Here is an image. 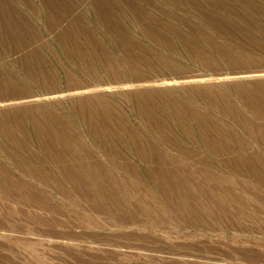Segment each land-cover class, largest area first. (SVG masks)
I'll return each instance as SVG.
<instances>
[{"label": "bare ground", "instance_id": "obj_1", "mask_svg": "<svg viewBox=\"0 0 264 264\" xmlns=\"http://www.w3.org/2000/svg\"><path fill=\"white\" fill-rule=\"evenodd\" d=\"M95 2L98 4L99 1ZM104 2L96 5L98 21L103 24L105 31L117 40L131 66L136 61L134 70H139L140 62H145L148 68H151L154 62L163 63L169 68L172 60L178 59L179 56L184 57L183 55L192 60L209 63L211 67L208 69L212 74L224 71L216 65L217 62L232 64L237 61L264 60V0ZM117 4L124 5L118 8ZM124 8L129 9V13L134 17L132 23L135 19L139 31H142L147 41L153 45L145 46L138 39L128 35L126 26L120 20V11ZM128 14L124 15L130 18ZM12 25L17 26L14 23ZM93 38L95 41V37ZM154 45L162 51L154 49ZM100 53L105 58L109 54ZM106 61L105 64L115 62L110 58ZM233 68L229 69V73L240 74L253 70ZM249 78L251 79L250 76ZM151 79L153 80L152 76ZM246 79L248 78L232 79L231 82L222 81L219 84L206 83L197 85L190 91L187 87L188 91H185L182 98L177 94L170 97L169 94L176 92L170 88L149 89L150 85L135 87L132 91L133 108L137 114L134 118L135 124L123 104L106 101L104 96H101L102 100L98 99L96 106H106V109L102 110V114L99 110L96 112L97 115L100 114L98 119H91L86 114L81 117V120L88 124V127L83 124L86 130L84 139L88 138L90 143L96 146L97 152H92L95 150L92 147L91 151L87 149L86 139H83L76 126L68 124L61 130L62 120H68V115H44L47 111L43 108L46 109V106L20 105L22 110L36 108L38 112L44 113L43 116L32 118L42 124V127L36 130L38 140L34 142L30 139L32 136L29 130L23 127V122L18 119L21 108H2L3 115H17L18 118L5 121L3 115H0V136L3 137L0 139V228L20 229L22 222L32 220L44 225L42 230L60 237L62 232L57 226L68 224L74 227L77 222H80L83 229L88 230L102 226L93 224L95 218L101 217L96 214L99 212L98 207L105 209L108 216L107 226L113 227L118 235L120 232L125 235L129 229H134L133 227L148 231L159 226L158 220L154 218L135 220L138 214L144 217L151 215L171 218L177 222L184 221L189 216L200 215L215 220L223 229L227 228L224 224L226 220L235 223L230 224L231 226H236L235 218L260 216L264 212V88L256 86H263L264 81ZM153 85L156 86L155 83ZM124 91L121 96L128 94ZM140 96L145 101L143 106ZM155 98H159L158 103L154 102L158 112L150 105ZM165 100H174V103L170 104ZM252 105L259 110H253ZM150 110L154 112L151 113ZM125 118L127 121L122 122ZM101 119L115 128L110 130L109 124L104 122L98 126ZM57 124H60L59 127ZM16 132L19 134H15ZM126 143L130 145L127 147L128 154L122 152ZM120 144L123 147H120L121 151ZM223 154L230 155L227 158L231 164H226L221 157ZM144 158L147 161L156 160L168 164L167 171L132 169ZM117 161L123 165L124 170L118 167ZM188 166L203 170L202 173L210 182L201 183L198 188L192 190ZM244 173L246 177L241 179L239 174ZM221 178L234 185H241L240 189L221 185L217 181ZM243 183L257 190L242 185ZM77 215L81 220L75 219ZM62 217L69 223H64ZM20 241L16 239L15 243L20 244ZM26 251L28 252V249ZM34 258L38 259L39 256Z\"/></svg>", "mask_w": 264, "mask_h": 264}, {"label": "rangeland", "instance_id": "obj_2", "mask_svg": "<svg viewBox=\"0 0 264 264\" xmlns=\"http://www.w3.org/2000/svg\"><path fill=\"white\" fill-rule=\"evenodd\" d=\"M95 1L96 0H6L7 3H10L12 11L5 7V12L11 13L12 15L5 14L4 11L0 10V115H3L1 112L2 108H15L14 106L19 107L20 105H32V107L37 105L46 106V109L43 108L44 111H47L44 112L45 114L35 110L36 108H24L22 110V108L19 107L21 108L19 109L20 112L18 111L20 113L18 114L19 118L17 115L2 116L5 121H13L15 118L22 121L23 127L29 130L33 138L30 137V139L34 140V142L38 140L36 137V130H39L42 124L40 123V125L37 120H33L32 118L43 116V114H56L57 116L68 115L69 121H65L64 119L62 120L64 124L60 123L62 125L60 126L61 130L68 124V126H76L84 139L86 133L84 125L88 127V124H85L84 121L81 120V117L86 114L89 115L91 119L94 118L97 120L98 116H100V114L97 115V111L99 110L102 114V110L105 111L106 109V106H101L99 108L96 106L99 100H102L103 96L105 97H103V99H106V101L111 100L118 104H123L127 113L130 112L129 116L135 124L136 119L134 118H136L137 114L134 111L135 108H133L132 102L134 101V93H132V91L137 87H147L150 85L149 89L158 90L161 88H170L176 92L169 94V96L177 94L182 98L187 87L190 91L191 88L206 83L219 84L222 81L228 83L236 79L245 78H248L246 80L252 81H264V76H262L264 74V60L259 59L253 60L252 62L237 61L238 63L234 62L232 64L231 62H217L216 65L221 67L224 71H220L219 73L213 72L212 74V71L208 69L211 67L209 63L192 60V58L188 56L185 57L183 53L182 55L184 57L179 56L178 59L172 60V62H170V64H172L169 65V68L163 65V63L154 62L152 66L153 70L151 69L152 67L148 68L145 62H140L141 66L139 70H134L136 61L133 66H131V62L129 63L128 58L124 56L117 40L111 33L108 34L103 24H100L98 21V7L96 8V5H99L100 2L105 3L104 0H98V4H96ZM117 5L118 8H120L123 7L124 4ZM124 9L120 11V20L121 23L126 26L129 32L128 35L138 39L145 46H148V44L149 46L153 45L147 41L142 31H139L135 19L132 23L131 20L134 17L129 13V9ZM46 14L47 16H45ZM124 14H128L131 19ZM13 23L17 24V26H13ZM93 37H95V41ZM126 42L128 41L126 40ZM154 49L162 51L160 47L158 49L157 45H154ZM100 52L104 55H106V53L109 54L106 55L105 58ZM164 52L166 51L164 50ZM115 57H117V60ZM109 58L114 59L115 62L105 64V62H107L106 60ZM125 62L126 64H124ZM198 62L203 64L201 65ZM128 65L132 68L128 67ZM184 66L190 67L187 69ZM232 68H236V70L239 68H243L242 70L253 68V70L248 71L249 73L232 74L229 73V69ZM93 69L95 70L94 72ZM110 70H112V72ZM258 70L262 71L260 72ZM139 73H141V75ZM152 82L155 83L156 86H154ZM256 87L264 88V85ZM123 91L128 92V94L121 96V92ZM177 91H179L181 95L177 93ZM191 91L193 92L194 89ZM85 94H87L86 97ZM158 101L159 98H155L154 101H152L153 103L150 104L151 107L156 106L154 102L158 103ZM140 102L143 106V102H145L144 98H141ZM166 102L172 104L174 100ZM251 108L253 110H259V108L253 105ZM150 112L153 113L154 111L150 110ZM156 112H158L157 109ZM123 113L125 114L124 111ZM126 121L127 118L122 122ZM34 122L36 123L35 125ZM102 122L107 123L104 119H101L98 126L101 125ZM107 124L111 127L109 128L110 130L115 128L111 123ZM59 125L57 124V127H59ZM96 125L95 128L97 127ZM87 127H85V129H87ZM15 134L19 133L16 132ZM2 138L3 137L0 136V139ZM85 139L87 149L91 151L90 148L92 147L95 149L93 150L91 148L93 150L92 152H97L96 146L90 143L88 138ZM129 146L126 143V147L124 144L123 148L122 144H120L119 149L121 151L123 148L122 152L128 154L127 147L129 148ZM221 157L226 161L227 165L231 164L227 158L230 157V155L223 154ZM161 162L156 160L147 161L146 158H144L143 161L138 162L137 167H133L132 169L139 168L150 171H167L168 164ZM118 167L124 170L122 164L118 163ZM188 167L193 185L192 190L198 188L201 183L207 184L210 182L202 173L203 170L190 166ZM245 175V173L243 175L239 174L241 179L246 177ZM217 181L223 186H231L238 190L241 187V185H234L224 178ZM242 185L257 190L245 183ZM98 210L99 212L96 214H99L101 217L95 218L97 221L95 220L93 224L102 226L89 230L83 229L80 222H77L74 227L68 224L57 226L62 232L60 237L46 230H42L45 226L39 225L32 220L31 222L28 221L29 224L28 222H20V229L9 230L8 228H0V264H264V212L258 217L235 218V221H237L236 226H231L230 224L235 225V223L226 220L224 224H226L227 228L225 229L218 226L215 220L200 215L189 216L186 217L184 221L177 222L171 218H159L151 215L144 217L138 214V218L135 220L154 218L158 220L159 226L156 229H150L148 231L147 229L144 230L139 227H133L134 229H129L130 231L128 230L125 233L127 237L121 234V232L119 233L120 235H118L117 232H114L115 230L113 227L107 226L108 216H106V211L103 207H98ZM62 218L64 223H69L65 221L66 219H64V217ZM75 219L81 220L79 215H77ZM22 224L24 226H22ZM33 225L39 230H34ZM223 230H226V232ZM16 239L21 240L20 244L19 242L15 243ZM31 242H33V244H31ZM27 249L28 252L26 251ZM35 256H39V258L36 259L34 258Z\"/></svg>", "mask_w": 264, "mask_h": 264}, {"label": "crops", "instance_id": "obj_3", "mask_svg": "<svg viewBox=\"0 0 264 264\" xmlns=\"http://www.w3.org/2000/svg\"><path fill=\"white\" fill-rule=\"evenodd\" d=\"M0 10L5 11L4 7H7L8 9L12 10L10 7V3H7L6 0H0Z\"/></svg>", "mask_w": 264, "mask_h": 264}]
</instances>
